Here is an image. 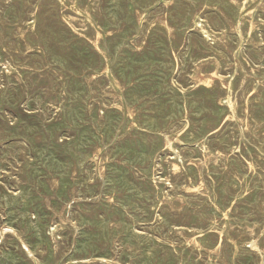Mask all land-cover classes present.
Masks as SVG:
<instances>
[{"label": "rangeland", "instance_id": "rangeland-1", "mask_svg": "<svg viewBox=\"0 0 264 264\" xmlns=\"http://www.w3.org/2000/svg\"><path fill=\"white\" fill-rule=\"evenodd\" d=\"M262 2L0 0V264H264Z\"/></svg>", "mask_w": 264, "mask_h": 264}, {"label": "bare ground", "instance_id": "bare-ground-1", "mask_svg": "<svg viewBox=\"0 0 264 264\" xmlns=\"http://www.w3.org/2000/svg\"><path fill=\"white\" fill-rule=\"evenodd\" d=\"M49 1V0H48ZM3 2V1H2ZM67 2V1H66ZM78 2V1H77ZM227 2V1H226ZM261 2H262V0H261ZM95 3V2H94ZM93 3V4H94ZM207 3H209V2H207ZM263 3V2H262ZM91 4V3H90ZM213 4V3H212ZM219 4V3H218ZM227 4V3H226ZM249 4V3H248ZM3 5V4H2ZM5 5V4H4ZM30 5H32V4H30ZM88 5H89V3H88ZM87 5V6H88ZM204 5V4H203ZM221 5V4H220ZM254 5V4H253ZM7 6V5H6ZM52 6V5H51ZM92 6V5H91ZM154 6V5H153ZM158 6V5H157ZM169 6V5H168ZM167 6V7H168ZM207 6V5H206ZM211 6V5H210ZM234 6H236V5H234ZM239 6V5H238ZM244 6V5H243ZM21 7V6H20ZM46 7V6H45ZM53 7H55V5L53 6ZM98 7V6H97ZM148 7V6H147ZM172 7V6H171ZM197 7V6H196ZM208 7H209V5H208ZM56 8V7H55ZM57 8H58V6H57ZM163 8V7H162ZM237 8V7H236ZM257 8V7H256ZM26 9V8H25ZM134 9V8H133ZM139 9V8H138ZM148 9V8H147ZM18 10H19V8H18ZM54 10V9H53ZM68 10V9H67ZM96 10V9H95ZM225 10H226V8H225ZM238 10V9H237ZM240 10V9H239ZM56 11V10H55ZM58 11V10H57ZM80 11V10H79ZM89 11H90V9H89ZM141 11V10H140ZM149 11V10H148ZM151 11H152V9H151ZM199 11V10H198ZM222 11V10H221ZM258 11V10H257ZM257 11H256V13H257ZM37 12V11H36ZM94 12V11H93ZM196 12V11H195ZM194 12V13H195ZM260 12V11H259ZM55 13H57V12H55ZM64 13V12H63ZM69 13V12H68ZM90 13V12H89ZM138 13V12H137ZM141 13V12H140ZM149 13V12H148ZM193 13V14H194ZM254 13V12H253ZM23 14H24V12H23ZM26 14H27V12H26ZM37 14V13H36ZM66 14V13H65ZM92 14V13H91ZM101 14V13H100ZM191 14V13H190ZM192 14V15H193ZM202 14V13H201ZM236 14V13H235ZM261 14V13H260ZM264 14V13H263ZM35 15V14H34ZM73 15V14H72ZM99 15V14H98ZM139 15V14H138ZM147 15V14H146ZM153 15H154V13H153ZM192 15H191V17H192ZM196 15V14H195ZM226 15V14H225ZM232 15H234V14H232ZM241 15V14H240ZM102 16V15H101ZM158 16V15H157ZM160 16V15H159ZM197 16V15H196ZM195 16V17H196ZM235 16V15H234ZM73 17V16H72ZM165 17V16H164ZM188 17V16H187ZM190 17V16H189ZM198 17H200V16H198ZM263 17V16H262ZM37 18H38V16H37ZM79 18V17H78ZM148 18V17H147ZM150 18V17H149ZM28 19V18H27ZM35 19V18H34ZM66 19V18H65ZM94 19V18H93ZM98 19H99V17H98ZM206 19V18H205ZM215 19V18H214ZM220 19H222V18H220ZM220 19H218V20H220ZM259 19V18H258ZM258 19H257V21H258ZM38 20V19H37ZM97 20V19H96ZM101 20V19H100ZM103 20V19H102ZM164 20V19H163ZM189 20H191V19H189ZM194 20V19H193ZM209 20V19H208ZM216 20V19H215ZM229 20V19H228ZM236 20V19H235ZM65 21V20H64ZM165 21V20H164ZM170 21V20H169ZM200 21V20H199ZM233 21V20H232ZM24 22V21H23ZM42 22V21H41ZM147 22V21H146ZM176 22V21H175ZM206 22V21H205ZM94 23V22H93ZM97 23V22H96ZM148 23V22H147ZM166 23V22H165ZM263 23V22H262ZM149 24V23H148ZM173 24V23H172ZM179 24V23H178ZM199 24V23H198ZM219 24V23H218ZM182 25V24H181ZM190 25V24H189ZM212 25V24H211ZM232 25V24H231ZM237 25V24H236ZM73 26V25H72ZM184 26H185V24H184ZM210 26V25H209ZM226 26V25H225ZM259 26V25H258ZM45 27V26H44ZM97 27V26H96ZM173 27V26H172ZM57 28V27H56ZM130 28V27H129ZM136 28V27H135ZM134 28V29H135ZM218 28V27H217ZM236 28H238V27H236ZM104 29V28H103ZM131 29V28H130ZM142 29V28H141ZM175 29V28H174ZM33 30H34V28H33ZM136 30V29H135ZM151 30V29H150ZM186 30V29H185ZM219 30V29H218ZM214 31V30H213ZM62 32V31H61ZM129 32V31H128ZM174 32V31H173ZM212 32V31H211ZM264 32V31H263ZM104 33V32H103ZM213 33V32H212ZM221 33V32H220ZM242 33V32H241ZM58 34V33H57ZM135 34V33H134ZM188 34V33H187ZM235 34V33H234ZM248 34V33H247ZM246 34V35H247ZM90 35V34H89ZM230 35V34H229ZM0 36H2V35H0ZM134 36V35H133ZM204 36V35H203ZM233 36V35H232ZM242 36V35H241ZM245 36V35H244ZM262 36V35H261ZM94 37V36H93ZM185 37V36H184ZM194 37V36H193ZM198 37H199V35H198ZM234 37V36H233ZM232 37V38H233ZM173 38V37H172ZM186 38V37H185ZM201 38V37H200ZM227 38V37H226ZM245 38V37H244ZM1 39V38H0ZM5 39V38H4ZM31 39H33V38H31ZM91 39V38H90ZM212 39V38H211ZM259 39V38H258ZM7 40V39H6ZM14 40V39H13ZM23 40V39H22ZM92 40V39H91ZM260 40V39H259ZM29 41V40H28ZM99 41V40H98ZM193 41V40H192ZM245 41V40H244ZM18 42V41H17ZM30 42V41H29ZM172 42V41H171ZM233 42V41H232ZM100 43V42H99ZM110 43V42H109ZM113 43V42H112ZM2 44H3V42H2ZM7 44V43H6ZM5 44V45H6ZM13 44V43H12ZM34 44V43H33ZM36 44V43H35ZM101 44V43H100ZM111 44V43H110ZM178 44H180V43H178ZM182 44V43H181ZM185 44V43H184ZM1 45V44H0ZM198 45V44H197ZM201 45H203V44H201ZM35 46V45H34ZM39 46V45H38ZM99 47H100V45H98ZM195 46V45H194ZM208 46V45H207ZM234 46V45H233ZM102 47V46H101ZM212 47V46H211ZM230 47V46H229ZM4 48H6V47H4ZM21 48H23V47H21V44H20V49ZM30 48H32V47H30ZM41 48V47H40ZM107 48V47H106ZM207 48V47H206ZM242 48H243V46H242ZM259 48V47H258ZM112 49V48H111ZM208 49V48H207ZM235 49V48H234ZM250 49H251V47H250ZM36 50V49H35ZM34 50V51H35ZM102 50V49H101ZM107 50V49H106ZM173 50V49H172ZM231 50H232V48H231ZM252 50V49H251ZM250 50V51H251ZM254 50H256V49H254ZM41 51H42V49H41ZM195 51V50H194ZM218 51V50H217ZM223 51V50H222ZM105 52V51H104ZM108 52V51H107ZM200 52V51H199ZM211 52H213V51H211ZM220 52V51H219ZM264 52V51H263ZM113 53V52H112ZM111 53V54H112ZM208 53V52H207ZM214 53V52H213ZM245 53V52H244ZM258 53V52H257ZM30 54V53H29ZM173 54V53H172ZM197 54V53H196ZM224 54V53H223ZM256 54V53H255ZM28 55V54H27ZM113 55V54H112ZM115 55V54H114ZM203 55V54H202ZM219 55H221V54H219ZM245 55H246V53H245ZM11 56V55H10ZM93 56V55H92ZM178 56V55H177ZM193 56V55H192ZM204 56V55H203ZM16 57V56H15ZM22 57V56H21ZM112 57V56H111ZM210 57V56H209ZM227 57V56H226ZM9 58V57H8ZM18 58V57H17ZM28 58V57H27ZM99 58V57H98ZM114 58V57H113ZM201 58H202V56H201ZM247 58V57H246ZM20 59V58H19ZM23 59V58H22ZM26 59V58H25ZM101 59V58H100ZM222 59H223V57H222ZM24 60V59H23ZM228 60V59H227ZM251 60V59H250ZM98 61H99V59H98ZM104 61V60H103ZM198 61V60H197ZM24 62V61H23ZM36 62V61H35ZM48 62V61H47ZM100 62V61H99ZM98 62V63H99ZM245 62V61H244ZM251 62V61H250ZM261 62V61H260ZM32 63V62H31ZM239 63V62H238ZM246 63V62H245ZM49 64V63H48ZM103 64V63H102ZM111 64V63H110ZM254 64V63H253ZM8 65V64H7ZM13 65V64H12ZM22 65V64H21ZM44 65H45V63H44ZM50 65V64H49ZM230 65V64H229ZM249 65V64H248ZM257 65V64H256ZM14 66V65H13ZM18 66V65H17ZM31 66V65H30ZM37 67V66H36ZM95 67V66H94ZM111 67H113V66H111ZM243 67V66H242ZM253 67V66H252ZM11 68V67H10ZM25 68V67H24ZM33 68V67H32ZM178 68V67H177ZM221 68V67H220ZM255 68V67H254ZM50 69V68H49ZM176 69V68H175ZM211 69H212V67H211ZM223 70V69H222ZM247 70H248V68H247ZM15 71V70H14ZM102 71V70H101ZM180 71V70H179ZM219 71V70H218ZM221 71V70H220ZM235 71H237V70H235ZM239 71V70H238ZM11 72H13V71H11ZM27 72V71H26ZM36 72V71H35ZM223 72V71H222ZM229 72V71H228ZM231 72V71H230ZM202 73V72H201ZM13 74L15 75V73L13 72ZM36 75H38V74H36ZM92 75V74H91ZM113 75V74H112ZM231 75V74H230ZM229 75V76H230ZM47 76V75H46ZM227 76V75H226ZM237 76H239V75H237ZM43 77V76H42ZM100 78V77H99ZM173 78V77H172ZM261 78V77H260ZM171 79V78H170ZM230 79V78H229ZM118 80H120L119 78H118ZM175 80V79H174ZM230 80H232V79H230ZM96 81H97V79H96ZM224 81V80H223ZM257 81H259V80H257ZM261 81V80H260ZM117 82V81H116ZM118 82H120V81H118ZM254 82H256V81H254ZM245 83V82H244ZM247 83V82H246ZM97 86H98V84H97ZM123 86H124V84H123ZM219 86V85H218ZM237 86H239V85H237ZM120 87V86H119ZM229 87V86H228ZM125 88V87H124ZM244 88V87H243ZM251 88H253V86L251 87ZM262 89V88H261ZM125 91V90H124ZM123 91V92H124ZM238 91V90H237ZM255 91H257L256 89H255ZM260 91V90H259ZM259 91H258V93H259ZM236 92V91H235ZM235 92H234V94H235ZM212 93V92H211ZM257 93V94H258ZM125 94V93H124ZM229 94V93H228ZM215 95V94H214ZM224 95V94H223ZM233 95V94H232ZM231 95V96H232ZM125 96V95H124ZM127 96V95H126ZM228 96V95H227ZM124 98V97H123ZM238 98V97H237ZM231 101V100H230ZM237 101V100H236ZM124 102V101H123ZM221 102V101H220ZM243 102V101H242ZM244 102H246V101H244ZM239 103V102H238ZM240 104V103H239ZM242 104V103H241ZM122 106H123V103H122ZM243 106V105H242ZM126 107V106H125ZM123 108H124V106H123ZM241 109H242V107H241ZM251 109V108H250ZM240 110V109H239ZM134 111V110H133ZM241 111V110H240ZM250 112H252V111H250ZM239 113V112H238ZM236 116V115H235ZM250 116V115H249ZM239 117V116H238ZM244 117V116H243ZM250 117H252V116H250ZM237 118V117H236ZM248 118L249 117H247V120H248ZM133 119V118H132ZM224 119V118H223ZM241 119V118H240ZM246 119V118H245ZM137 121V120H136ZM243 121V120H242ZM249 121V120H248ZM132 122V121H131ZM136 124V123H135ZM168 124V123H167ZM250 124V123H249ZM256 124H257V122H256ZM251 125H252V123H251ZM163 126H165V125H163ZM163 126H162V128H163ZM244 126V125H243ZM254 126V125H253ZM224 127V126H223ZM218 129V128H217ZM242 129V128H241ZM161 130H163V129H161ZM159 132V131H158ZM244 132V131H243ZM167 133V132H166ZM250 134V133H249ZM254 134V133H253ZM218 135H220V134H218ZM168 136V135H167ZM217 136V135H216ZM206 137V136H205ZM207 138H209V137H207ZM208 140V139H207ZM247 140H249V139H247ZM206 141V140H205ZM260 141V140H259ZM247 142V141H246ZM251 142V141H250ZM202 143V142H201ZM233 143V142H232ZM238 144H240V143H238ZM247 144V143H246ZM251 144V143H250ZM258 144V143H257ZM209 145V144H208ZM253 145V144H252ZM255 145V144H254ZM263 145V144H262ZM212 146V145H211ZM250 146V145H249ZM172 147V146H171ZM199 147V146H198ZM203 147V146H202ZM215 147V146H214ZM259 147V146H258ZM173 148V147H172ZM207 148V147H206ZM219 148H221L220 146H219ZM229 148V147H228ZM261 148H263V147H261ZM206 150V149H205ZM208 150V149H207ZM206 150V151H207ZM215 150H217V149H215ZM241 150V149H240ZM243 150V149H242ZM262 150V149H261ZM236 151H238V150H236ZM260 151V150H259ZM99 152V151H98ZM97 152V153H98ZM208 152V151H207ZM227 152H228V150H227ZM254 152H255V150H254ZM180 153V152H179ZM218 153V152H217ZM220 153V152H219ZM258 153V152H257ZM209 154V153H208ZM207 154V155H208ZM263 154V153H262ZM210 155V154H209ZM217 155H219V154H217ZM248 155V154H247ZM256 155V154H255ZM258 155V154H257ZM203 156V155H202ZM239 156V155H238ZM249 156V155H248ZM251 156V155H250ZM254 156V155H253ZM252 156V157H253ZM179 157V156H178ZM212 157V156H211ZM216 157V156H215ZM240 157V156H239ZM214 158V157H213ZM231 158V157H230ZM255 158V157H254ZM227 159V158H226ZM242 159V158H241ZM246 159H249V158H246ZM262 159V158H261ZM214 160V159H213ZM188 161V160H187ZM241 161V160H240ZM244 161V160H243ZM263 161V160H262ZM206 162H207V160H206ZM221 162V161H220ZM222 162H223V160H222ZM180 163V162H179ZM215 163V162H214ZM174 164V163H173ZM186 164H187V162H186ZM224 164V163H223ZM252 164H254V163H252ZM255 164H257V163H255ZM104 165V164H103ZM180 165V164H179ZM258 165V164H257ZM190 166V165H189ZM215 166H217L216 164H215ZM218 167V166H217ZM223 167V166H222ZM249 167V166H248ZM251 167V166H250ZM172 168V167H171ZM178 168V167H177ZM208 168V167H207ZM262 168V167H261ZM260 167H259V169H261ZM252 169V168H251ZM184 170V169H183ZM201 170V169H200ZM204 170H206V169H204ZM228 170V169H227ZM234 170V169H233ZM101 171V170H100ZM177 171V170H176ZM207 171V170H206ZM223 171H224V169H223ZM215 172V171H214ZM227 172V171H226ZM255 172V171H254ZM258 172V171H257ZM216 173V172H215ZM264 173V172H263ZM228 174V173H227ZM237 175V174H236ZM263 176V175H262ZM198 177V176H197ZM264 177V176H263ZM262 177V178H263ZM154 179V178H153ZM257 179H258V177H257ZM260 180V179H259ZM55 181V180H54ZM212 181V180H211ZM51 182V181H50ZM239 182H240V180H239ZM260 182V181H259ZM17 185V184H16ZM19 185V184H18ZM20 185H21V183H20ZM169 185V184H168ZM185 185H187V184H185ZM206 185H208V184H206ZM241 185V184H240ZM188 186V185H187ZM217 186V185H216ZM214 187V186H213ZM55 188V187H54ZM17 189H18V187H17ZM163 190H165V189H163ZM186 190V189H185ZM264 190V189H263ZM227 191V190H226ZM18 192V191H17ZM163 192V191H162ZM189 192V191H188ZM12 193V192H11ZM229 193V192H228ZM239 193V192H238ZM13 194V193H12ZM16 194H18V193H16ZM165 194H166V192H165ZM204 194V193H203ZM230 194V193H229ZM73 195H74V193H73ZM205 195V194H204ZM208 195V194H207ZM167 196V195H166ZM162 197H163V195H162ZM197 198H198V196H196ZM201 197V196H200ZM205 197V196H204ZM203 197V198H204ZM50 198V197H49ZM53 198V197H52ZM193 198V197H192ZM48 199V198H47ZM72 199V198H71ZM73 199H75V198H73ZM225 199H226V197H225ZM50 200V199H49ZM78 200H80V199H78ZM224 200V199H223ZM223 200H222V202H223ZM72 201V200H71ZM197 201V200H196ZM49 202V201H48ZM193 202V201H192ZM195 203H197V202H195ZM261 203V202H260ZM68 204V203H67ZM69 204H71V203H69ZM186 204V203H185ZM212 204V203H211ZM236 204V203H235ZM242 204V203H241ZM49 205V204H48ZM232 205V204H231ZM234 205V204H233ZM262 205H263V203H262ZM62 206V205H61ZM69 207V206H68ZM258 207V206H257ZM262 207V206H261ZM234 209V208H233ZM260 210V209H259ZM227 211V210H226ZM231 211V210H230ZM233 211H235V210H233ZM258 211V210H257ZM261 211V210H260ZM218 213V212H217ZM158 215V214H157ZM182 215V214H181ZM224 215V214H223ZM234 215V214H233ZM237 216V215H236ZM64 217V216H63ZM180 217V216H179ZM242 217V216H241ZM208 218V217H207ZM209 219V218H208ZM221 220V219H220ZM223 220V219H222ZM230 220V219H229ZM231 221V220H230ZM218 222V221H217ZM207 223V222H206ZM211 224V223H210ZM215 224V223H214ZM201 225H203V224H201ZM216 225V224H215ZM215 225H213V226H215ZM221 226V225H220ZM218 227V226H217ZM223 227H224V225H223ZM244 227V226H243ZM57 228V227H56ZM212 228V227H211ZM220 228V227H219ZM231 228V227H230ZM258 228V227H257ZM5 229H8V228H5ZM172 229V228H171ZM195 229V228H194ZM223 229V228H222ZM224 229H225V227H224ZM233 229V228H232ZM235 229V228H234ZM233 229V230H234ZM175 230V229H174ZM217 230V229H216ZM237 230V229H236ZM50 231V230H49ZM215 231V230H214ZM218 231V230H217ZM255 231V230H254ZM195 232V231H194ZM206 232V231H205ZM223 232V231H222ZM230 232V231H229ZM251 233V232H250ZM230 235V234H229ZM245 235V234H244ZM244 235H243V237H244ZM247 235V234H246ZM198 236H200L199 234H198ZM203 236V235H202ZM254 236V235H253ZM193 237V236H192ZM242 237V238H243ZM225 238V237H224ZM232 238V237H231ZM241 238V237H240ZM246 238H248V237H246ZM5 238H3V240H4ZM230 240V239H229ZM232 240V239H231ZM230 240V241H231ZM214 241V240H213ZM259 241V240H258ZM257 241V242H258ZM2 242H4V241H2ZM227 242V241H226ZM234 242V241H233ZM194 243V242H193ZM250 243V242H249ZM262 243V242H261ZM257 244V243H256ZM57 245V244H56ZM226 245V244H225ZM221 246V245H220ZM239 246V245H238ZM242 248H243V246H242ZM246 248V247H245ZM226 249V248H225ZM231 249V248H230ZM234 249V248H233ZM249 252H251V251H249ZM202 253H204V252H202ZM221 253V252H220ZM243 253V252H242ZM264 253V252H263ZM196 255V254H195ZM207 255V254H206ZM224 255H225V253H224ZM252 255V254H251ZM220 256V255H219ZM228 256V255H227ZM226 256V257H227ZM258 256V255H257ZM263 256V255H262ZM195 257V256H194ZM201 257V256H200ZM217 257H218V255H217ZM216 257V258H217ZM255 258H256V256H255ZM209 259V258H208ZM203 260V259H202ZM224 260H225V258H224ZM199 261V260H198ZM222 261H223V259H222ZM226 262V261H225ZM219 264V263H218Z\"/></svg>", "mask_w": 264, "mask_h": 264}]
</instances>
